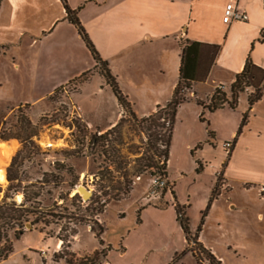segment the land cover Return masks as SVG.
Returning a JSON list of instances; mask_svg holds the SVG:
<instances>
[{"label":"rangeland","instance_id":"obj_1","mask_svg":"<svg viewBox=\"0 0 264 264\" xmlns=\"http://www.w3.org/2000/svg\"><path fill=\"white\" fill-rule=\"evenodd\" d=\"M16 56H22L20 51L0 60V136H25L27 125L22 120L30 121L38 135L31 148H24L18 139H0V145L16 146L5 166L6 179L0 183V203L10 185L8 168L19 154L11 171L13 184L22 182V188L36 184L40 203L27 205L39 207L41 219L29 223L32 229H25L19 239L11 231L8 239H0V264H81L86 260L100 264L105 258L96 253L108 252L99 243L101 231L111 246L110 264H171L174 251L185 247L175 209L170 208L174 198L172 202V198L151 197V180L163 177L159 168L165 165L171 194L174 190L176 201L187 207L192 236L204 221L201 238L222 258L220 264H264V226L258 216L262 203L256 193H245L234 184L233 192L219 198L203 220L217 182L222 193V176L216 167L225 158L222 141L228 128L210 139L208 131L215 129L200 121L199 108L194 103L181 107L166 164L169 122L165 110L151 119L134 118L128 110H119L111 92L92 95L96 83L84 88L80 103V88L89 75L37 103L29 82L13 69ZM257 87L248 89L241 103L245 104V96H264V79ZM182 93L188 98L189 91ZM117 117L116 128L107 131L109 136L99 131L100 124L106 126ZM205 119L210 121L206 115ZM88 121L96 125L89 127ZM101 136L105 139L96 145L94 138ZM0 159H4L1 152ZM80 186L92 193L90 199L78 193ZM18 196L14 200L20 204L23 195L21 201ZM147 208L152 209L138 222V211ZM121 243L129 249L127 255H122ZM192 252L199 256V264H219L216 256L203 254L194 243L177 264H197Z\"/></svg>","mask_w":264,"mask_h":264},{"label":"crops","instance_id":"obj_2","mask_svg":"<svg viewBox=\"0 0 264 264\" xmlns=\"http://www.w3.org/2000/svg\"><path fill=\"white\" fill-rule=\"evenodd\" d=\"M66 4L71 10L78 11L86 34L101 59L108 63L138 118L151 116L172 100L181 80L183 51L187 46L220 47L207 79L192 82L188 101L180 108L194 103L199 114L209 118L207 122L215 129L212 130L215 138L228 128L222 144L232 143L233 146L229 156L223 148L225 158L216 167L217 175H222L223 185L222 193L212 207L223 195L233 192L236 184L245 193H256L262 203L258 216L264 226V96L251 108L245 96V104L240 99L237 109L225 106L214 113L197 103L199 100L208 104L217 88L229 92L249 55L255 65L264 69V42H260L264 33V0H66ZM228 4H234L248 14V21L224 23ZM14 51H20L22 56L12 59L13 69L29 82L37 103L89 75L80 88V103L84 88L96 83L91 94L102 97L106 91L111 92L122 110L91 51L77 28L69 22L62 0L0 1V60ZM83 110L87 115L84 107ZM245 113H248V120L238 135ZM118 120L117 117L106 126L100 124L99 131H109ZM87 125L93 127L96 124L88 121ZM168 180L171 183L169 174ZM163 198L168 201L172 198V202L174 198L170 208L175 209L178 202L171 192H164ZM150 209L141 211L140 218ZM101 240L103 246L108 247L107 261L111 246L105 239V232ZM199 242L222 261L205 244L201 233ZM121 244L122 255H127L129 249ZM187 248L185 238V247L174 251L171 264ZM96 249L99 248L93 251ZM187 255H182L181 259ZM190 255L197 263L193 254Z\"/></svg>","mask_w":264,"mask_h":264},{"label":"trees","instance_id":"obj_3","mask_svg":"<svg viewBox=\"0 0 264 264\" xmlns=\"http://www.w3.org/2000/svg\"><path fill=\"white\" fill-rule=\"evenodd\" d=\"M1 1V0H0ZM65 4V9L67 13V18L70 23H72L78 30L79 35L83 39V41L86 43L88 49L91 51L94 59L100 66L102 75L105 77L107 84L111 87L114 95L116 96L120 106L123 109L128 110V112L134 117L137 118V116L134 114L130 102L127 100V98L122 93L116 78L112 75L111 71L108 68V63L104 62L99 53L97 52L95 46L92 44L91 40L89 39L88 35L86 34L83 26L81 25L79 19H78V11H73L69 8V6L66 4V0H62ZM260 42H264V33L262 34V37L260 39ZM200 48L199 50L196 48ZM220 50L219 46H205L202 44H192L190 46H187L183 51V59H182V67H181V80L175 90L174 96L172 100L165 106V107H159L158 110L150 117L152 118L154 115H159L158 111L165 110L168 116V122L169 127L167 129V135L165 140V160L166 164L169 163V156H170V147L173 139V133L177 118V113L182 104H184L186 101H188V98L182 93L185 91H189L192 88V82L194 81H205L208 77V73L210 70V66L213 63L215 57L218 55ZM258 74H261V77L258 78ZM264 79V69L258 67L254 64L251 56L247 58V61L245 63L243 71L238 74L235 78L234 83L231 85L229 92H226L225 90L222 91V88H217L212 98L210 99L208 104L203 103L202 101H197L198 105L203 107L204 109L208 110L209 112H216L217 110H220L224 108L225 106H229L231 109L235 110L238 108L239 102L241 97L247 92L250 88H258L257 86L262 83ZM263 95L259 94L257 96H249L248 98V104L250 108L259 102L262 99ZM200 121L203 123H207L208 127H210V124L206 121L204 118V114L202 113L199 117ZM248 120V113H245L242 118V123L240 126V129L238 131V135L242 133L243 128L245 127ZM26 121V122H25ZM22 124L27 125V129L25 130V136H19V137H9L5 138L3 136H0V139L2 141H8L11 139H18L21 140L22 144L24 145V148H31L34 146L33 138H35L38 134L35 131V128L33 124L28 120H22ZM116 128V127H115ZM113 128V130L115 129ZM107 136H109V132L105 133ZM208 135L210 139L215 138V133L212 130L208 131ZM105 139V136H101L99 139L97 137L94 138V142L99 143V140ZM19 155V154H18ZM18 155L13 159V162L11 163L10 167L8 168V175L7 180L10 183L7 191L5 192L4 198L2 202L0 203V239L3 237L8 239V233L11 231L14 234V237L16 239H19L26 229V225L31 223V225L37 224L40 222L41 217L39 216V207L34 206H28V203H32L34 205H39L40 202L37 200L41 198L40 190L34 191V188L36 187V184H30L29 186H26L22 188V182H20L18 185H14L15 178L11 175V171L13 167L15 166L16 159ZM165 165V164H164ZM167 165H165L163 168H159L160 174L163 176H168V168H166ZM199 171V170H197ZM159 174V175H160ZM156 175V174H155ZM222 176V175H221ZM220 181V177L218 179ZM51 182V181H48ZM54 183V182H52ZM219 182L216 183L211 198L209 199L206 214H204V218L207 217L212 204L214 201L220 196L219 191ZM2 192V188L0 186V193ZM167 192V191H165ZM17 195H23V201L18 204L14 199ZM173 195L175 196V193L173 191ZM74 196V198H76ZM187 207L181 206L180 204L175 205V211H176V221L180 225L182 231L184 232L186 241L188 245H191L194 243L200 252L203 254H206L210 258L214 259V255L212 252L204 247L202 243L199 242V236L200 233L203 230V224L204 221H202L201 226L198 228L197 232L194 236H192V231L190 228V222L187 215ZM142 210H139L138 212L141 213ZM140 213H138V222H141ZM49 217L52 216L51 213L47 214ZM5 230L4 236L2 234V231ZM103 234V232L101 231ZM194 237V238H192ZM100 245L103 246L104 242L100 240ZM104 256L106 259L107 252H100L96 253V256L98 255ZM194 258L196 259L197 263L199 264V256L193 253ZM183 255V254H182ZM181 255V256H182ZM181 256H176L173 264H177L179 260L181 259ZM221 261H219L220 264ZM81 264H95V261L88 262L86 260L85 262H82ZM102 264V263H100Z\"/></svg>","mask_w":264,"mask_h":264},{"label":"built area","instance_id":"obj_4","mask_svg":"<svg viewBox=\"0 0 264 264\" xmlns=\"http://www.w3.org/2000/svg\"><path fill=\"white\" fill-rule=\"evenodd\" d=\"M248 14L240 11L237 6L234 4H228L224 11L223 22L226 24L236 23V22H247ZM232 143H226L224 145V149L227 154H229L232 150ZM152 192L151 197L162 198L160 195L167 191L172 192V188L170 182L166 176L163 177H155L151 180ZM161 192V193H160ZM43 255H46V252H43ZM102 264H110L107 261H104Z\"/></svg>","mask_w":264,"mask_h":264},{"label":"bare ground","instance_id":"obj_5","mask_svg":"<svg viewBox=\"0 0 264 264\" xmlns=\"http://www.w3.org/2000/svg\"><path fill=\"white\" fill-rule=\"evenodd\" d=\"M0 152L4 154V159H0V183H4L6 179V171L5 166L8 165L10 160L12 159V156H14L16 151L15 145H0ZM18 201L22 200V196L19 195Z\"/></svg>","mask_w":264,"mask_h":264},{"label":"water","instance_id":"obj_6","mask_svg":"<svg viewBox=\"0 0 264 264\" xmlns=\"http://www.w3.org/2000/svg\"><path fill=\"white\" fill-rule=\"evenodd\" d=\"M78 193H80L83 196V198L86 200H88L92 197V193L83 186L78 187ZM26 229L31 230L32 226L28 224L26 226Z\"/></svg>","mask_w":264,"mask_h":264}]
</instances>
